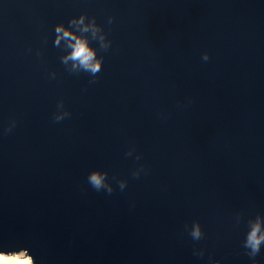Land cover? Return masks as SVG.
Here are the masks:
<instances>
[{
  "label": "water",
  "instance_id": "95a60500",
  "mask_svg": "<svg viewBox=\"0 0 264 264\" xmlns=\"http://www.w3.org/2000/svg\"><path fill=\"white\" fill-rule=\"evenodd\" d=\"M84 13L112 41H91L104 57L94 84L53 46L55 26ZM60 100L71 116L54 122ZM93 170L112 194L91 187ZM258 214L264 0H0V250L45 264H252L243 241Z\"/></svg>",
  "mask_w": 264,
  "mask_h": 264
},
{
  "label": "clouds",
  "instance_id": "9594fccd",
  "mask_svg": "<svg viewBox=\"0 0 264 264\" xmlns=\"http://www.w3.org/2000/svg\"><path fill=\"white\" fill-rule=\"evenodd\" d=\"M113 18L109 17L108 23L111 24ZM55 39L53 46L60 48L66 54L60 57L61 62L65 65L66 71L70 74H79L86 72L94 77L89 81L94 84L98 80V73L103 69L104 57L98 55V49L91 46V41H96L99 44V50L107 52L112 44V41L107 38V33L103 27L96 22L95 17H88L87 13L81 14L79 17H73L68 21V25L59 23L55 26ZM62 41L65 43L62 45ZM30 51V50H29ZM37 55H41L37 52ZM202 59L208 61L210 59L207 52L202 54ZM69 62L71 66L69 67ZM52 78H55L53 72ZM191 103V101H189ZM71 116V113L64 110V102L60 100L57 104V112L53 115L54 122L63 121L65 118ZM17 121L12 120L9 125L4 129V134H9L13 131ZM135 149H130L125 155L131 156ZM140 160L139 155L136 156ZM144 171L143 165L132 173L134 178H139L141 172ZM116 180V177H113ZM88 183L96 191L105 190L108 194H112L114 189L112 184L108 181V172L101 170H93L87 177ZM121 191L127 186V180H116ZM242 219V214L238 213L236 222L239 223ZM248 232L246 233L243 241V247L247 250L246 255L252 260V264H257L256 257L264 245V215H257L254 219L248 220ZM185 230L194 241H200L205 237V233L198 220L192 222L191 228L185 225ZM194 255L203 257L204 250L194 249ZM0 264H37L33 255L30 254L28 248H19L18 250H0ZM40 264H45L41 259Z\"/></svg>",
  "mask_w": 264,
  "mask_h": 264
},
{
  "label": "rangeland",
  "instance_id": "374dc122",
  "mask_svg": "<svg viewBox=\"0 0 264 264\" xmlns=\"http://www.w3.org/2000/svg\"><path fill=\"white\" fill-rule=\"evenodd\" d=\"M37 264H40V263H37Z\"/></svg>",
  "mask_w": 264,
  "mask_h": 264
}]
</instances>
